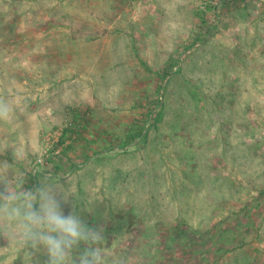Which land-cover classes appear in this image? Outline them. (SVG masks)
Listing matches in <instances>:
<instances>
[{
    "label": "rangeland",
    "instance_id": "obj_1",
    "mask_svg": "<svg viewBox=\"0 0 264 264\" xmlns=\"http://www.w3.org/2000/svg\"><path fill=\"white\" fill-rule=\"evenodd\" d=\"M0 97V193L54 184L135 259L264 264V0H0ZM26 253L48 264L0 234V264Z\"/></svg>",
    "mask_w": 264,
    "mask_h": 264
},
{
    "label": "clouds",
    "instance_id": "obj_2",
    "mask_svg": "<svg viewBox=\"0 0 264 264\" xmlns=\"http://www.w3.org/2000/svg\"><path fill=\"white\" fill-rule=\"evenodd\" d=\"M12 101L0 97V122H10L14 115ZM18 157V153H15ZM7 164L0 166V181L7 180ZM35 192L27 191L16 182L9 181L6 194L0 193V234L12 243L34 251L47 250L48 264H107L109 250L105 245L103 230L88 228L75 215L65 216L57 201L54 184L41 181ZM65 200L66 195H65ZM39 204V210L34 205ZM88 245L79 252L81 244ZM73 251L79 252L76 257ZM31 255L26 253L24 264Z\"/></svg>",
    "mask_w": 264,
    "mask_h": 264
},
{
    "label": "trees",
    "instance_id": "obj_3",
    "mask_svg": "<svg viewBox=\"0 0 264 264\" xmlns=\"http://www.w3.org/2000/svg\"><path fill=\"white\" fill-rule=\"evenodd\" d=\"M124 219V227L126 229H128V233L127 235H125V237H127L128 235H130L131 233V230L132 232H134L135 234H138V232H136L137 230L140 231L141 234H149L151 233V229H150V226L148 223H145V225L142 227V226H135L133 223V219L130 218V219H127V218H123ZM183 225L180 227L181 230H183ZM105 229H107V227H105ZM131 229V230H130ZM180 230V232H181ZM104 233H107V232H104ZM109 234H112V232H109ZM169 234V232H168ZM170 234L172 235H175V234H178L177 231H175V229H172L170 230ZM175 238V237H173ZM177 241V240H175ZM148 242H151V241H143L142 238L139 239L138 241H134V242H131L129 240H123L121 238V240H118L117 238H113L111 242L109 243H106V244H116V246L113 248L114 249V254L116 252L119 253V256L118 257H112L111 259L116 261V264H151L150 262L153 260L155 261V263L153 262L152 264H160L158 261H156L157 259H154V258H147V259H135L134 257H131L130 255V252L131 251H135V252H139L140 256H147V248L149 246V243ZM174 242V241H173ZM105 244V245H106ZM173 245L172 242L169 243V245ZM82 245V244H81ZM159 246H161L159 244ZM178 246L180 247L181 250H187L189 251L188 247H187V243L184 241V240H181L179 241L178 243ZM149 259V261H147ZM177 259V255L176 254H173L171 256V260L168 261L167 263H163V264H182L184 261L182 260L183 258H179L178 260ZM191 264H200L199 263V260H194V261H191ZM205 264H208V263H205Z\"/></svg>",
    "mask_w": 264,
    "mask_h": 264
}]
</instances>
